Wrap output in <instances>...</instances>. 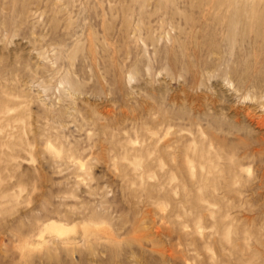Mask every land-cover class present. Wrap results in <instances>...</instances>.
I'll use <instances>...</instances> for the list:
<instances>
[{
	"label": "rangeland",
	"instance_id": "obj_1",
	"mask_svg": "<svg viewBox=\"0 0 264 264\" xmlns=\"http://www.w3.org/2000/svg\"><path fill=\"white\" fill-rule=\"evenodd\" d=\"M0 264H264V0H0Z\"/></svg>",
	"mask_w": 264,
	"mask_h": 264
}]
</instances>
